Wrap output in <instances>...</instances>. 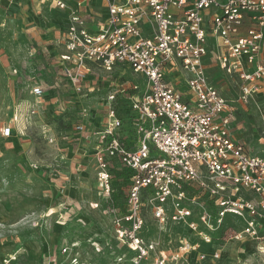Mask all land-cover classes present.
Here are the masks:
<instances>
[{"label":"built area","instance_id":"2783aa9c","mask_svg":"<svg viewBox=\"0 0 264 264\" xmlns=\"http://www.w3.org/2000/svg\"><path fill=\"white\" fill-rule=\"evenodd\" d=\"M90 1L71 6L54 0L56 8L68 11L61 57L71 65L63 71L68 85L81 98L100 92L85 85L93 65L106 73L129 70L143 80L109 87L100 130L88 129L84 121L72 129L95 141L96 190L119 243L138 260L154 250L141 236L145 203L159 223L169 216L189 231L199 224L213 229L206 211L197 221L190 219L192 204L202 207L199 200L206 199L208 209H217L218 223L225 216L242 221L235 241H249L264 255V156L232 137L234 108L211 83L205 64L209 56L219 74L235 80L238 101L258 93L264 80V0H98L106 14L93 29L81 13ZM177 72L185 76L170 82ZM32 93L42 95L41 87ZM89 110L81 108L80 115ZM11 131L7 125L0 134L9 138ZM118 178L127 180L125 198L113 206ZM195 249L184 240L176 256ZM70 252L60 249L69 264H78ZM17 258L16 252L7 254L0 264ZM165 260L161 254L155 263ZM35 264L57 263L44 256Z\"/></svg>","mask_w":264,"mask_h":264},{"label":"rangeland","instance_id":"374dc122","mask_svg":"<svg viewBox=\"0 0 264 264\" xmlns=\"http://www.w3.org/2000/svg\"><path fill=\"white\" fill-rule=\"evenodd\" d=\"M53 20L48 0H0V130L7 125L12 128L11 137L0 134V259L16 252L13 264H35L44 256L54 258L57 264H69L68 255L60 254L66 246L78 264H156L161 254L166 255L164 264H264V255L253 243L233 239L242 229V221L225 216L218 223L217 209H208L206 199L199 200L202 207L192 204L190 219L197 221L206 211L213 229L199 224L197 231H189L169 216L159 223L145 203L141 236L154 250L138 260L119 243L107 205L97 194L95 161L85 151L90 144L72 129L80 121L90 130L98 125V113L93 112L105 104L113 84L135 78L143 85V80L129 70L124 73L116 68L106 73L93 65L86 81L100 92L83 99L66 86V95L61 88L54 93L53 104L33 97L32 64L39 62L44 69L41 78L53 80L48 71L55 58L47 53L44 43ZM205 64L210 65L206 72L211 83L234 108L232 137L251 153L264 156V88L247 102H240L235 80L219 74L209 56ZM184 76L177 72L169 81ZM78 104L88 106L90 115L82 117V107L74 110ZM126 186L125 180L114 181L110 205L122 204ZM96 203L98 207H94ZM205 236L210 238L208 243ZM184 240L196 249L177 258Z\"/></svg>","mask_w":264,"mask_h":264},{"label":"crops","instance_id":"0c3cea01","mask_svg":"<svg viewBox=\"0 0 264 264\" xmlns=\"http://www.w3.org/2000/svg\"><path fill=\"white\" fill-rule=\"evenodd\" d=\"M50 7H52L53 9V14H54V25L52 26L51 30L48 31L47 36L45 38L44 43H46V48H47V53L54 59L55 58V62H51L50 65L51 67V71L49 69V75H51L53 77V80L51 82H48L45 78H41V73L43 69V66H40L41 64L38 62H36V64H32L30 68L31 71L33 72L32 75V79L33 82V88L34 87H41L42 89V95L38 96V97H43L45 100L44 101H50V103L53 104V102L56 100L55 99V94L58 90V88H61L62 93H64L66 95V86L68 88L69 91L73 90L67 83L66 78L63 75V71L67 66H71L70 63L65 62L61 59L62 56H64L66 54V50L64 47V32L66 30V26L68 24V11L66 10H59L58 8L55 7L54 4V0H48ZM65 2H67L69 5L73 6L76 0H64ZM81 13L84 15V17L86 18L87 22L89 23V26L91 29L94 28L93 23L98 20V19H102L105 17V10L103 5L101 4L100 1L98 0H91L89 2V4H87L85 7L82 8ZM40 50V48H38V51ZM51 58V59H52ZM36 61H38V59H36ZM26 67V66H24ZM210 67V66H207ZM53 68V69H52ZM61 75V77L59 76V73ZM87 87H94L91 86L90 83L88 84L86 81L85 84ZM93 85V83H92ZM32 88V89H33ZM264 88V80H262L260 82V89L258 91V93ZM32 89L30 91L31 95L33 97H37L32 93ZM48 91V92H47ZM95 92H97V90H95L93 93L89 94L87 97L92 96L94 94H96ZM29 93V94H30ZM46 93H48L46 95ZM98 93V92H97ZM257 93V94H258ZM98 95V94H97ZM86 99V98H83ZM77 107H88L85 105H76L74 107V110L77 109ZM91 113V110H89V115ZM96 113H98L97 117V121H98V125L95 127H93L91 130H100L101 128H99L100 126L102 127L104 120H105V105H101L100 108L96 111L93 112V115H95ZM88 115V116H89ZM86 124V122H85ZM88 125V124H86ZM12 136V131H11V135ZM81 138H83V136L80 135ZM83 140L87 143L90 144V149L89 150H85L82 148V150H85L86 152H89V156H93V154L91 153V151H93V145H94V139H85L83 138ZM236 140V139H235ZM238 141V140H236ZM240 142V141H239ZM243 143V142H241ZM83 145V144H82ZM83 147V146H82ZM93 159V158H92Z\"/></svg>","mask_w":264,"mask_h":264},{"label":"trees","instance_id":"16d2710c","mask_svg":"<svg viewBox=\"0 0 264 264\" xmlns=\"http://www.w3.org/2000/svg\"><path fill=\"white\" fill-rule=\"evenodd\" d=\"M123 180H125V182L127 181L125 178Z\"/></svg>","mask_w":264,"mask_h":264}]
</instances>
